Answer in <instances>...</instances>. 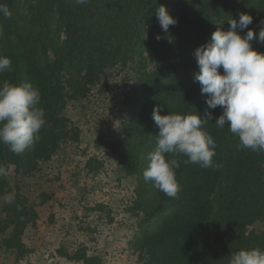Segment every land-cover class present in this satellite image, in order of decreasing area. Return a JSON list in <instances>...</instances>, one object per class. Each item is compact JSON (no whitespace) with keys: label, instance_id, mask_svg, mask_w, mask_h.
I'll return each mask as SVG.
<instances>
[{"label":"trees","instance_id":"trees-1","mask_svg":"<svg viewBox=\"0 0 264 264\" xmlns=\"http://www.w3.org/2000/svg\"><path fill=\"white\" fill-rule=\"evenodd\" d=\"M11 16L0 14V56L11 59L4 81H31L41 93L46 123L34 147L15 154L0 142V264H16L27 248L24 235L38 218L28 180L52 161L69 139L67 107L106 80L133 66L136 72L128 124L106 141L109 155L126 177L136 179L129 208L137 230L130 241L136 264H229L241 249L264 250V152L239 149L226 124L216 127L222 109H209L205 128L215 140L213 166L184 163L176 170L180 191L170 198L145 181L147 154L156 147L158 126L153 109L162 113L204 114L206 94L195 81L198 46L241 13L253 17L257 35L264 26V0H0ZM164 5L177 19L164 32L156 10ZM223 22L222 25L218 23ZM245 29L241 34H245ZM157 35L161 38L157 40ZM252 46L264 52L258 40ZM223 71L222 69L220 70ZM11 203H6L7 198ZM131 213V212H130ZM84 264H102L85 251H59ZM12 260L10 261V259Z\"/></svg>","mask_w":264,"mask_h":264},{"label":"clouds","instance_id":"clouds-1","mask_svg":"<svg viewBox=\"0 0 264 264\" xmlns=\"http://www.w3.org/2000/svg\"><path fill=\"white\" fill-rule=\"evenodd\" d=\"M87 2L75 0L76 4ZM0 14L5 18L11 16L9 8L3 4H0ZM156 16L164 32L177 23L164 5L156 10ZM252 20L251 15L241 13L238 20H228L227 30L218 27L211 40L195 50L199 71L194 79L201 86V94H206L207 107L203 115L196 110L188 114H161L163 105L153 109V120L159 132L155 149L147 154L148 166L143 177L170 198H175L180 191L176 179V170L181 167L180 157H187L183 161L186 164L196 163L202 168L213 166L215 140L205 128L213 120L209 109H222L221 115L215 118V125L223 129L227 124L229 131L239 139V149L264 152V52L252 46L254 40L264 44V26L257 35L248 27ZM11 67V59L0 56V73ZM40 101V90L27 79L19 84L4 81L0 85V142L11 152L21 154L40 139V130L46 123ZM11 202L10 197L6 199V203ZM229 264H264V250L241 249L231 255Z\"/></svg>","mask_w":264,"mask_h":264},{"label":"rangeland","instance_id":"rangeland-1","mask_svg":"<svg viewBox=\"0 0 264 264\" xmlns=\"http://www.w3.org/2000/svg\"><path fill=\"white\" fill-rule=\"evenodd\" d=\"M135 79L129 66L107 78L105 91L67 107V143L27 183L34 203L48 201L28 225L27 252L16 264H84L60 256L64 250L85 251L102 264H136L130 241L137 223L129 209L136 179L124 175L104 145L128 124Z\"/></svg>","mask_w":264,"mask_h":264}]
</instances>
